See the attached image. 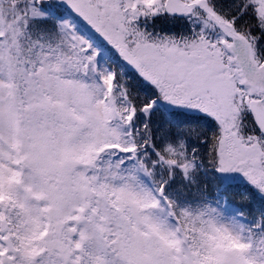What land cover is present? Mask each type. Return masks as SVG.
Returning <instances> with one entry per match:
<instances>
[{"label": "snow or ice", "instance_id": "snow-or-ice-1", "mask_svg": "<svg viewBox=\"0 0 264 264\" xmlns=\"http://www.w3.org/2000/svg\"><path fill=\"white\" fill-rule=\"evenodd\" d=\"M0 264H264V0H0Z\"/></svg>", "mask_w": 264, "mask_h": 264}, {"label": "trees", "instance_id": "trees-1", "mask_svg": "<svg viewBox=\"0 0 264 264\" xmlns=\"http://www.w3.org/2000/svg\"><path fill=\"white\" fill-rule=\"evenodd\" d=\"M204 179H205V182L209 184L210 190L214 189L217 186V182H216L215 177L213 175H208ZM238 196H239L238 190L232 193V200L234 203H238Z\"/></svg>", "mask_w": 264, "mask_h": 264}, {"label": "rangeland", "instance_id": "rangeland-1", "mask_svg": "<svg viewBox=\"0 0 264 264\" xmlns=\"http://www.w3.org/2000/svg\"><path fill=\"white\" fill-rule=\"evenodd\" d=\"M155 25L161 30H174L179 26L177 23L170 22L166 19H158Z\"/></svg>", "mask_w": 264, "mask_h": 264}]
</instances>
